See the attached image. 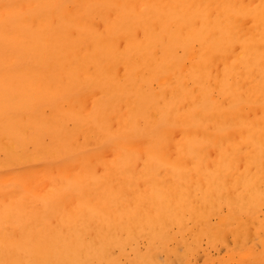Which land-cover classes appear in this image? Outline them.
Returning a JSON list of instances; mask_svg holds the SVG:
<instances>
[{
  "label": "bare ground",
  "instance_id": "obj_1",
  "mask_svg": "<svg viewBox=\"0 0 264 264\" xmlns=\"http://www.w3.org/2000/svg\"><path fill=\"white\" fill-rule=\"evenodd\" d=\"M0 264H264V0H0Z\"/></svg>",
  "mask_w": 264,
  "mask_h": 264
}]
</instances>
